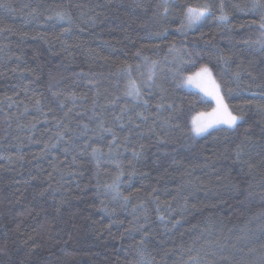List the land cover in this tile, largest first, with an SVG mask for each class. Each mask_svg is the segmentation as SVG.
<instances>
[{
	"label": "trees",
	"instance_id": "16d2710c",
	"mask_svg": "<svg viewBox=\"0 0 264 264\" xmlns=\"http://www.w3.org/2000/svg\"><path fill=\"white\" fill-rule=\"evenodd\" d=\"M0 264H264V0H0Z\"/></svg>",
	"mask_w": 264,
	"mask_h": 264
},
{
	"label": "rangeland",
	"instance_id": "374dc122",
	"mask_svg": "<svg viewBox=\"0 0 264 264\" xmlns=\"http://www.w3.org/2000/svg\"><path fill=\"white\" fill-rule=\"evenodd\" d=\"M208 71L206 70H201L198 74H197V77L196 78H192L189 82H188V87L192 88V89H195L199 92H201L203 95L204 94H207V88L210 86L208 83H207V80L209 79L208 78ZM215 96V99L217 101L216 105H217V108L219 109H223L224 108V105L222 103V101H220V97L218 95H214ZM217 97V98H216ZM216 117H214L215 119ZM217 120V118L215 119Z\"/></svg>",
	"mask_w": 264,
	"mask_h": 264
}]
</instances>
